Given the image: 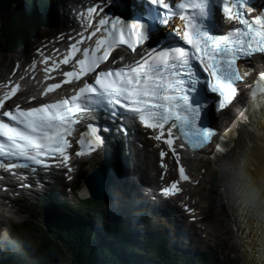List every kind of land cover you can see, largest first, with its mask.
<instances>
[{
	"label": "snow or ice",
	"instance_id": "1",
	"mask_svg": "<svg viewBox=\"0 0 264 264\" xmlns=\"http://www.w3.org/2000/svg\"><path fill=\"white\" fill-rule=\"evenodd\" d=\"M147 2L158 7L141 18L124 20L106 14V0H92L86 9L87 16L81 19L93 29L89 36L101 33L100 37L96 39L95 46L81 48L80 41L86 37L80 34V40L68 46L60 61L69 65L71 58L76 57L74 69L62 71L65 78L62 82H68L69 78L81 82V77H84L82 86L76 88L74 95L26 109L19 104L11 106L15 86L0 95V160L8 158L5 168H32L35 172L37 167H49L50 161L67 168L72 142L66 137L72 135L74 126L87 120L91 113L103 110L114 120L116 117H127L130 121L138 118L145 128L155 129L154 138L162 140L176 158L180 180L189 179L176 149L189 146L195 150L215 136L211 127L199 124L208 102L198 95L197 86L206 85L211 93L218 94V109L232 101L237 94L235 85L241 81L236 62L246 61L254 54L264 55V13L249 16L253 9L247 5V0H175L174 4L172 0ZM110 3L111 0H107V4ZM213 4H218L230 24L224 34H213L209 30L207 21ZM177 15L184 21L183 31L173 28L159 40L151 34L156 30L154 24L166 26ZM137 44L147 45L149 50L141 53ZM118 45H127L139 59L116 66L124 59L113 54L110 60V53ZM77 52H82V58L76 56ZM106 61L110 63L104 64ZM197 64L211 79L200 80ZM250 71L246 68L242 75L247 76ZM58 87L59 84L49 85L45 92ZM257 91L264 96V71L253 81V96ZM241 119H234L230 128L219 137L216 153L225 152L222 142L236 129ZM243 119L247 116L244 115ZM118 130L126 132L127 127L121 123ZM75 143L78 145L77 157L94 151L102 143L98 126L89 122L86 133L80 132ZM159 155L163 168L166 153L162 150ZM96 179L103 182V177ZM180 190L177 181L173 180L160 192L167 197ZM259 219L264 223V215H259ZM257 238L259 243L254 250L256 264H264V236L258 235Z\"/></svg>",
	"mask_w": 264,
	"mask_h": 264
},
{
	"label": "bare ground",
	"instance_id": "2",
	"mask_svg": "<svg viewBox=\"0 0 264 264\" xmlns=\"http://www.w3.org/2000/svg\"><path fill=\"white\" fill-rule=\"evenodd\" d=\"M47 10L55 14L60 11L56 6H48ZM77 15L81 18L83 13L78 12ZM50 44L47 43V45ZM42 49L39 54L43 52ZM59 49L60 47L53 46L52 54H55ZM0 78L3 80L2 76ZM128 160L131 161L129 153ZM215 164L220 170L222 191H224L227 207L233 217L243 264L245 261L247 264H256L254 250L259 243L257 237L258 235L263 236L264 230V223H261L259 219V215H264V134L260 137L244 134ZM152 167H156V163L153 161ZM60 184L61 182H57V185ZM60 191L61 188H58V192ZM82 191L85 190L82 189ZM2 212L0 211V219H6V215ZM242 240L244 241L243 249Z\"/></svg>",
	"mask_w": 264,
	"mask_h": 264
},
{
	"label": "trees",
	"instance_id": "3",
	"mask_svg": "<svg viewBox=\"0 0 264 264\" xmlns=\"http://www.w3.org/2000/svg\"><path fill=\"white\" fill-rule=\"evenodd\" d=\"M7 2L9 1L0 0L4 8H8ZM32 3L36 4L34 1ZM19 4L22 8L16 9L13 12L15 16L7 23L8 25L0 29V52L7 46L24 43L26 34L30 31L26 29L33 28L29 21H35L36 16L31 11V7L24 0ZM31 221L37 223V237L29 240V250H22L18 255L13 253L8 264H129L122 260L123 254L119 249H114L111 245L101 249L99 245L94 244V237L90 236L87 226L85 227L87 233L82 231L83 226L75 231L71 230L77 227L71 228V233H68L66 229L59 228L58 231L57 229L54 231V226L51 224L48 225L50 230L46 231L39 225L40 222ZM81 239L83 243L80 242ZM0 264L3 263L0 261Z\"/></svg>",
	"mask_w": 264,
	"mask_h": 264
},
{
	"label": "rangeland",
	"instance_id": "4",
	"mask_svg": "<svg viewBox=\"0 0 264 264\" xmlns=\"http://www.w3.org/2000/svg\"><path fill=\"white\" fill-rule=\"evenodd\" d=\"M35 29V33H37V35L29 38L26 41V46L25 44L18 45L16 47H13L12 50L9 52L0 53V72L4 76L7 74L10 68L13 58H25L26 56L31 54V46L33 44L35 46V44L40 42L41 36L47 35L48 33L49 35L53 34L51 30H45V28L41 26H38ZM205 166L206 169H204V173L202 174V179L199 185L193 189L194 194L197 196L200 195L199 197H201L200 202H198V205L201 209V213L204 215L203 218L205 220V228L203 229L204 234H206L205 241L213 245L218 253L217 261L213 264H238L240 253L237 247V236L234 231V227L231 226V216L226 211L225 206H223L221 199H218L214 196L206 195L205 191L209 183L208 179L210 178L211 173L214 171V165L208 162ZM199 173L201 174L202 170H199ZM25 202L29 201H24V203ZM30 207L33 208L34 205H30ZM4 208L5 209L2 210L4 214L7 215V213H10L11 215L10 217L6 216V220L4 219V221H2L1 230H6L11 227L12 223L23 219L25 217L24 210L28 212L27 209H24L25 204H23L22 207L20 206L19 213H13L7 206H5ZM226 225H228V227H226Z\"/></svg>",
	"mask_w": 264,
	"mask_h": 264
},
{
	"label": "water",
	"instance_id": "5",
	"mask_svg": "<svg viewBox=\"0 0 264 264\" xmlns=\"http://www.w3.org/2000/svg\"><path fill=\"white\" fill-rule=\"evenodd\" d=\"M9 2H7L6 4H8V8H4V6H2L0 4L1 7V12H0V29H2L3 27H5L6 25H8L7 23H9L11 21V19L13 18V12L15 11L17 5L22 2L23 0H7ZM86 188L89 192V194L91 196H93L94 198H99L101 196V188H97L93 183L88 182L86 180ZM190 193H194V191L192 190V188L190 187L189 189Z\"/></svg>",
	"mask_w": 264,
	"mask_h": 264
}]
</instances>
